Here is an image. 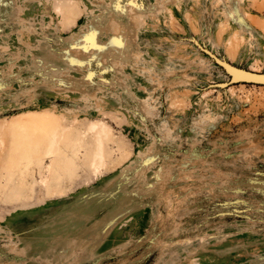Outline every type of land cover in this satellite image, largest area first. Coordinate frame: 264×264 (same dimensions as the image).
I'll list each match as a JSON object with an SVG mask.
<instances>
[{"label": "rangeland", "instance_id": "374dc122", "mask_svg": "<svg viewBox=\"0 0 264 264\" xmlns=\"http://www.w3.org/2000/svg\"><path fill=\"white\" fill-rule=\"evenodd\" d=\"M201 47L264 74V0H0V264H264V83Z\"/></svg>", "mask_w": 264, "mask_h": 264}, {"label": "bare ground", "instance_id": "6f19581e", "mask_svg": "<svg viewBox=\"0 0 264 264\" xmlns=\"http://www.w3.org/2000/svg\"><path fill=\"white\" fill-rule=\"evenodd\" d=\"M55 1L61 3L63 0H55ZM64 1L66 2L67 0ZM77 7H78L77 3H72L69 6L68 11L63 16L68 21H70L73 15L75 14V11L77 10ZM139 9L140 6L135 5V7H132L130 11H128L130 14V20L129 23L127 24V27H130V30H132L133 33L134 30H136L135 28L138 26L137 23L139 22V19L136 18V14L140 13ZM57 10L61 12L62 7L60 4L57 5ZM92 39H94V37H92ZM92 39L91 41H93ZM119 40L120 37L119 38L112 37L111 43L121 47L122 42ZM249 71L255 73H263L257 70H249ZM11 128L13 134V141L10 149L11 159L15 160L16 157L17 160L25 161L28 164L33 163L35 160H40L39 156L44 154L48 156H53L54 157L53 160H57L60 151V143H66L69 140L67 136L61 135L60 129L54 126V124L51 122V119L47 115L42 114V112H30L27 118L14 121L12 123ZM96 154L99 157H102L103 155V147L101 141H100V145L98 146ZM58 166L60 167V165ZM7 231L9 233V236L10 235L13 236L12 228H8ZM13 238L14 241L17 239L15 236H13ZM18 241L22 246L25 247V242L21 238L18 239ZM27 246L28 245H26V247ZM28 252L27 254H29ZM31 253H34V251ZM36 255L37 258L40 256L38 253H36L34 256Z\"/></svg>", "mask_w": 264, "mask_h": 264}, {"label": "water", "instance_id": "95a60500", "mask_svg": "<svg viewBox=\"0 0 264 264\" xmlns=\"http://www.w3.org/2000/svg\"><path fill=\"white\" fill-rule=\"evenodd\" d=\"M205 52H207L208 54H210L218 63L222 64L223 66H225V68L230 71V70H234V68L232 66H230L228 63H226L225 61L219 59L218 57H216L213 53H211L210 51H208L207 49L201 47ZM233 78L237 79V80H243V81H253V82H261L264 83V74L263 73H255V72H250V71H245V70H234L233 73Z\"/></svg>", "mask_w": 264, "mask_h": 264}]
</instances>
